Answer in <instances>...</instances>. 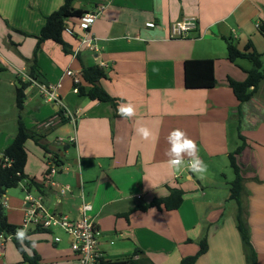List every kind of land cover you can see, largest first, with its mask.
Wrapping results in <instances>:
<instances>
[{"label":"crops","instance_id":"1","mask_svg":"<svg viewBox=\"0 0 264 264\" xmlns=\"http://www.w3.org/2000/svg\"><path fill=\"white\" fill-rule=\"evenodd\" d=\"M73 1L75 9L87 13L103 8L91 28L99 52L85 48L74 55L85 33L78 22L69 21L63 38L72 53L53 41L44 42L36 54L37 77L32 79L29 68L37 37L64 0H0V66L5 69L0 74V157L14 142L21 117L38 139L26 143L24 184L42 196L51 213L78 219L83 202L91 204L99 249L107 260H123L140 250L153 264H180L196 255L206 239L208 252L196 264H248L238 203L231 199L235 176L228 170L229 154L243 144L241 135L245 147L237 163L244 178L242 217L257 263L264 264V81L241 105L228 80L244 82V69L250 67L228 60L224 40L233 39L240 50L252 42L264 58V37L258 30L264 22V0ZM187 18L197 19V28L185 38H173L171 26ZM209 59L215 61L217 86L187 89L185 62ZM103 64L107 78L100 85L117 105L135 106L132 119H121L110 104L73 91L74 78L66 75L68 71L81 83L83 66ZM30 79L34 82L25 91L20 111L16 92ZM39 84L59 85L63 107L47 101ZM63 109L71 116L66 117ZM141 126L150 129L148 139L137 134ZM177 128L196 142L208 165L203 178L187 165L177 172L168 164L167 137ZM53 157L65 167L54 181L70 186L68 194H57L45 184ZM31 180L43 185L42 192L31 186ZM177 188L185 191L178 210L153 207L126 217ZM18 189L21 198L11 194ZM24 196L19 186L4 199L9 222L18 227L24 220ZM53 234L28 230L27 253L35 252L41 264H76L71 238L56 231L62 241L55 243ZM0 264H24L13 240L0 241Z\"/></svg>","mask_w":264,"mask_h":264},{"label":"trees","instance_id":"2","mask_svg":"<svg viewBox=\"0 0 264 264\" xmlns=\"http://www.w3.org/2000/svg\"><path fill=\"white\" fill-rule=\"evenodd\" d=\"M87 14L83 9H75L73 0H64L63 5L46 19V24L42 28L40 35L37 37V47L34 53V59L29 68V74L32 79H36V54L40 50L41 45L46 41H53L61 46L63 51L71 54L70 46L64 41L63 35L68 29L69 21H76V23ZM78 24V23H77ZM258 30L264 37V22L258 25ZM227 44V58L230 62L237 64L239 61H247L251 64L249 69H244L247 78L244 82H237L232 79L228 80L230 88L240 104L249 102L257 93L260 85L264 81V63L262 55L255 49L252 42H249L244 50H240L233 39L224 38ZM5 69L0 66V74ZM185 87L187 89H212L217 86L215 76V61L214 60H190L184 64ZM82 81L78 88V94L82 97H87L91 101L99 103L110 104L114 109H117V100L111 97L105 89L100 85V82L107 78L105 70L100 66L86 67L83 66L81 70ZM87 84L85 86L84 84ZM31 82L22 83L21 87L16 92V103L18 109L21 111L25 102V91L29 88ZM61 115V112H60ZM240 117V115H239ZM66 122V119H63ZM243 144L233 153L229 154V160L232 169L235 172V180L231 186V199L238 203L239 214L238 223L239 231L243 241V247L246 252L248 264H258L256 252L253 248L250 239L249 229L243 220L242 196L244 193V178L243 172L237 163V157L242 153L245 147L244 137L240 135ZM29 140H34L38 143L36 136L30 132L24 125L22 118L19 117L18 132L14 142L5 149L4 158L11 162V166L2 167L4 159L0 160V235L5 237L12 235L18 251L21 253L24 264H41V258L34 252L29 255L26 248H31V243L25 241V246L22 247L15 238V231L20 228L9 222L4 205L6 193L18 188L22 182L28 179L25 173L28 162V150L26 143ZM62 163V162H61ZM31 186H36L42 192L43 185L34 180L30 181ZM185 191L183 189H172L170 195L163 199H157L149 205L139 206L126 214V217L135 211H147L150 208L156 207L165 208L167 211L178 210L183 204ZM208 252V244L206 239L200 243L199 252L191 257H187L181 261L180 264H196L197 260ZM144 253L140 250L136 251L132 257L123 260H107L102 259L100 264H153L150 260L143 257Z\"/></svg>","mask_w":264,"mask_h":264},{"label":"built area","instance_id":"3","mask_svg":"<svg viewBox=\"0 0 264 264\" xmlns=\"http://www.w3.org/2000/svg\"><path fill=\"white\" fill-rule=\"evenodd\" d=\"M103 8H98L93 13L85 14L82 19L78 21L79 28L85 33L80 38V44L75 52V56L80 54L83 49H89L93 52H99V45L94 35H91V28L99 18ZM197 19L187 18L181 22L174 23L171 26V36L173 38H185L186 35L197 28ZM102 68L107 67L105 64L101 65ZM66 75L74 78V86L80 84L79 77L75 76L72 71H68ZM34 82L30 79V82ZM59 85H45L39 84L38 88L40 94L49 102L56 103L62 106V99L59 93ZM73 91L78 94V88L74 87ZM64 110V109H63ZM63 114L66 117H70L69 111L64 110ZM2 167L11 166V162L5 159L4 156L0 157ZM48 171L45 178V184H50L57 194L65 195L72 191V188L68 185H61L54 181V178L65 167L61 163L59 158L53 157L48 162ZM25 192L24 198V220L22 227H27V230L31 228L41 231H49L55 234L56 231H62L71 238V250L77 257L76 264H100L104 258L99 249L98 232L96 217L92 214L93 206L89 203L83 202L80 208V217L78 219H72L68 215L51 213L46 208L41 195H34L28 184L24 182L20 184ZM53 234V235H54ZM13 236L5 237L0 235V241L6 242L13 240ZM55 243L62 241L61 237L54 235Z\"/></svg>","mask_w":264,"mask_h":264},{"label":"clouds","instance_id":"4","mask_svg":"<svg viewBox=\"0 0 264 264\" xmlns=\"http://www.w3.org/2000/svg\"><path fill=\"white\" fill-rule=\"evenodd\" d=\"M116 112L121 119H132L136 115L135 106L130 102L119 103ZM136 132L144 139H148L152 135L150 129L144 126L137 128ZM167 142L170 145L166 152L170 167L179 172L187 165L192 173L203 178L208 170V165L199 156V148L196 142L178 128L169 133ZM14 235L22 247L25 246V241L30 240L27 227L17 228ZM32 246L35 247L34 242Z\"/></svg>","mask_w":264,"mask_h":264},{"label":"rangeland","instance_id":"5","mask_svg":"<svg viewBox=\"0 0 264 264\" xmlns=\"http://www.w3.org/2000/svg\"><path fill=\"white\" fill-rule=\"evenodd\" d=\"M262 61H263V63H264V58H262ZM240 62V64L242 65H247L248 67H251V64L249 63V62H247V61H239ZM229 172H230V176L231 177H234L235 175H234V172H233V170L231 169V167L229 166ZM36 192V191H35ZM34 195H36L34 192H32ZM11 194L12 195H16L17 197H22L23 196V194H22V192H21V189L19 190H14V191H12L11 192ZM24 198H25V196H24ZM6 213L7 214H9L10 213V211L7 209L6 210ZM14 221V220H13Z\"/></svg>","mask_w":264,"mask_h":264}]
</instances>
